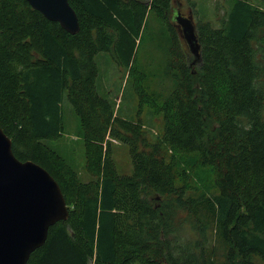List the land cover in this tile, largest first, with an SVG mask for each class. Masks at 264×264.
<instances>
[{
	"label": "trees",
	"instance_id": "1",
	"mask_svg": "<svg viewBox=\"0 0 264 264\" xmlns=\"http://www.w3.org/2000/svg\"><path fill=\"white\" fill-rule=\"evenodd\" d=\"M69 3L75 35L27 0H0V127L20 161L54 177L70 213L28 264H264L263 4L227 0L218 28L199 17L195 67L173 0ZM103 52L128 70L160 133L98 92ZM65 100L88 182L45 143L65 130ZM113 141L128 147L132 175L119 174Z\"/></svg>",
	"mask_w": 264,
	"mask_h": 264
},
{
	"label": "water",
	"instance_id": "2",
	"mask_svg": "<svg viewBox=\"0 0 264 264\" xmlns=\"http://www.w3.org/2000/svg\"><path fill=\"white\" fill-rule=\"evenodd\" d=\"M27 2L70 34L80 32L79 18L69 0ZM175 22L193 64H201V46L193 16L185 17L179 11ZM69 215L58 182L33 161H20L13 152L12 140L0 127V264H28L32 253L46 243L50 228L67 220Z\"/></svg>",
	"mask_w": 264,
	"mask_h": 264
},
{
	"label": "rangeland",
	"instance_id": "3",
	"mask_svg": "<svg viewBox=\"0 0 264 264\" xmlns=\"http://www.w3.org/2000/svg\"><path fill=\"white\" fill-rule=\"evenodd\" d=\"M251 1L255 4H263L264 6V0ZM193 3L195 5H193ZM217 5L218 7L221 5V8L219 7V9H216ZM224 5L228 6L227 0H173L170 15L173 24L177 25L175 16L179 10L183 15H192L196 25L199 17L206 20L204 15L207 13L209 15L208 20L213 26L218 28L221 25L219 18H221L225 12L223 8ZM197 11L200 12L197 13ZM179 35L183 38L182 33H179ZM183 41L182 45L184 44L185 46L186 42L184 39ZM185 48L187 49L186 52L189 51L188 46H185ZM148 50V45H143L139 50V55L144 58L147 56ZM153 52L156 56V51L153 50ZM190 59L191 56L189 60ZM95 60L99 68L97 81L98 92L117 105L121 103L120 116L123 118L131 121L141 119L145 122L147 129L153 135L160 133V119L153 117L146 105L143 106L142 111L140 110V99L135 90V86L131 81L127 80L128 70L123 65L117 63L110 53H99L95 57ZM198 65L199 64L195 65V67ZM63 110L65 120V130L63 134L56 140H45V143L64 157L77 170L83 181L88 182L91 177L86 171L85 143L79 118L67 100L63 102ZM113 156L120 175L129 176L133 174L134 167L132 158L126 145L118 141H113Z\"/></svg>",
	"mask_w": 264,
	"mask_h": 264
},
{
	"label": "flooded vegetation",
	"instance_id": "4",
	"mask_svg": "<svg viewBox=\"0 0 264 264\" xmlns=\"http://www.w3.org/2000/svg\"><path fill=\"white\" fill-rule=\"evenodd\" d=\"M178 12H179V10H178ZM182 14H183V13H182ZM184 16H185V17H188L189 15H185V14H184ZM189 58H190V55H189ZM193 61H194V60H193V58L191 57V59L189 60V62L191 63L190 65H191V66H195V65H197V64H193Z\"/></svg>",
	"mask_w": 264,
	"mask_h": 264
}]
</instances>
